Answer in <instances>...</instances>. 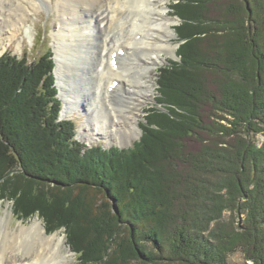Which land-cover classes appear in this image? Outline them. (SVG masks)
Listing matches in <instances>:
<instances>
[{"label": "trees", "instance_id": "trees-1", "mask_svg": "<svg viewBox=\"0 0 264 264\" xmlns=\"http://www.w3.org/2000/svg\"><path fill=\"white\" fill-rule=\"evenodd\" d=\"M174 9L184 43L131 149L75 139L51 52H0V200L64 228L77 264H264V0ZM90 193L117 211L98 214Z\"/></svg>", "mask_w": 264, "mask_h": 264}, {"label": "bare ground", "instance_id": "bare-ground-1", "mask_svg": "<svg viewBox=\"0 0 264 264\" xmlns=\"http://www.w3.org/2000/svg\"><path fill=\"white\" fill-rule=\"evenodd\" d=\"M137 1H144L147 5L142 10L140 6L134 7L141 11L132 13V34L129 36L127 33L122 39L117 35L125 28L121 22L126 18H123L121 10L131 8L124 0H0V41L16 38L25 29L28 13L52 7L62 29L56 37L55 75L62 77L69 72L71 78H86L89 86L86 92L93 97L88 111L94 107L98 113V117L90 113L87 119L89 127L96 132L95 136L107 137L109 128H119L126 137H136L139 129L134 115L137 105L150 99V73L155 70L160 53H173L175 50L169 42L164 45V40L156 37L159 34L168 41V37L173 36V20L165 14L168 0H158L160 8L153 7L151 0ZM67 61L70 62L69 71H66ZM119 87L123 89V105L122 111L116 113L114 101L116 93L120 95L116 92ZM72 89L64 95L61 90L64 102L62 116L82 101L81 92L75 87ZM112 92L113 96L110 95ZM103 102L117 124L106 113L101 115ZM88 138L89 141L93 139ZM119 139L131 142L130 138ZM62 245L58 235L47 236L44 233L38 220L28 227L9 230L4 218L0 217V264H62L67 260L66 256L60 255ZM56 247L58 253L54 250Z\"/></svg>", "mask_w": 264, "mask_h": 264}, {"label": "rangeland", "instance_id": "rangeland-1", "mask_svg": "<svg viewBox=\"0 0 264 264\" xmlns=\"http://www.w3.org/2000/svg\"><path fill=\"white\" fill-rule=\"evenodd\" d=\"M124 1L126 5L131 6V8H122L121 10V14L123 15V18H126L125 20H122L121 22L125 24V28L123 30L118 31L117 35L122 39L126 37L127 33L129 34V36L132 34V30L130 29V26L133 23V18H134L132 13L141 11L147 5V3H145L144 1H140V2L137 0H124ZM151 1H152L151 4L153 7H157V8L162 7L161 4L157 2L158 0H151ZM179 1L180 0H168L166 2L167 11L165 12V14L167 15V17L173 20V24L171 25L173 36L168 37V41L165 40V37H161L159 34H156V37L159 39H163L164 45L169 42L171 47L174 48L175 50L173 53L171 52L160 53V55L158 56L159 61L156 64V68L153 72L150 73L151 79L148 83L150 85V88L152 89V93L150 94V99L146 101H142L140 105H137V112H135V115H134L135 117L134 121L136 122V126H138V129H139V133L137 132L138 134L136 135V137H132V135H130L129 137H126L127 135L121 132L119 128H109V134L107 137L95 136L94 134L96 132L89 127V124L87 123V119L90 113L91 114L93 113V116L95 117H98V113L94 109V107H92L91 110L88 111V105L92 103L93 97L91 96L90 92L88 91L86 92V89L88 90L89 88V86H87L86 78H83V79L79 78L78 80L71 78L68 74L69 72H65L63 76L60 77L57 74V70H56L57 76L55 75V77L54 76L53 77H54V83L56 81V84L59 89L61 111L64 109V102L61 96L62 94L61 90L63 91V95H64L68 93L69 91L72 92L73 90L72 88L75 87L79 91V93L81 92L83 96L82 101L79 106L77 107L74 106V108L66 116H62L61 114V117L62 119H70L71 121H73L74 126H75V139L78 142L82 143L86 148L100 146L102 148L108 149L110 147L115 146L119 149H129V148L131 149L133 145L138 142L141 136V133H142L140 128L145 124L144 117L146 115V112L149 108H151L152 106H155L156 104L157 80L160 74V70L164 66L172 65L173 61L174 62L178 61L177 51L179 50L180 46L184 43V41L179 39L178 34H177V28L180 26L181 20L179 19V17L176 15V12L174 11L175 10L174 6ZM216 1H218V3L222 5L224 3H233L236 0L234 1L233 0H216ZM249 2H251V0H249ZM135 6H140L141 10L135 9L134 8ZM209 10L211 11V14L215 13L214 7L213 8L211 7ZM257 10L260 11V8H258ZM216 15L219 16L220 14L217 13ZM246 26H247V23L245 24V27ZM99 27L101 28V26ZM5 31L8 32V30L6 29ZM61 32H62L61 25L60 23H58L56 13L53 11V8L52 7H49V8L42 7L36 12L28 13L27 23L25 24V29L20 31V33L17 35L16 38H14L12 41H9V39L0 41V52L10 53L11 55L16 56L17 58L24 57L28 61H32L46 54L47 52H51L52 56L54 52L55 57H56V52H55L56 37ZM262 35H263V31L261 32V36ZM115 36H116V33L112 35V38ZM244 42L247 44V41H244ZM69 68H70V62L67 61L66 71H69ZM90 69L92 70L91 66H90ZM120 74H121V71H120ZM60 81L62 82L60 83ZM90 91L92 92V90ZM116 92L120 94V95H117L116 93V100L114 101V103H116V113H119L120 111H122L121 106L123 105L122 103L123 89L119 87L116 89ZM110 95L113 96L114 95L113 92ZM103 99H105V97ZM107 108L108 107H106L103 102V108L100 111L101 115L106 113L109 117L113 118V115L110 113V110ZM101 118L99 120H102ZM114 123H116L115 120H114ZM221 123L227 126V123H225L224 121H221ZM88 136L93 138L92 141H89ZM119 137L120 138L124 137L125 140L130 138L131 142H127L125 140H124L125 142L123 141L121 142ZM104 138L107 139L108 141L105 140ZM254 141L256 142L257 147H260V145L264 141V137H262L260 134H256L254 137ZM86 196L88 198H91V202L93 203V206H95L94 209L96 210L98 214H101L104 211H109V213H112L113 211L114 212L117 211V205L115 204V202L113 203L109 199L107 200L106 197H103L97 193L96 194L90 193ZM228 216H229V212L223 213V219H227ZM0 217L4 218L5 222L7 223V228L9 230H17L20 226L28 227V225L32 224L34 221L36 220L40 221L44 228V233L47 236H53L54 234H56L62 239L63 245L60 248V251H61L60 255L67 257L66 258L67 260L62 264H77V255L69 246L64 228H59L58 230H55L52 233H50L49 231L45 230L43 219L38 214H34L33 216L27 219L20 218L19 216H14L12 203L6 200H0ZM240 218H241V221H243L244 215L241 214ZM241 221L239 220L240 223ZM54 250L57 251L58 253L57 247L54 248ZM20 259L21 258H19V260ZM228 263L229 264H244L243 255L240 252H235L229 255ZM247 263L250 264V262H247Z\"/></svg>", "mask_w": 264, "mask_h": 264}, {"label": "water", "instance_id": "water-1", "mask_svg": "<svg viewBox=\"0 0 264 264\" xmlns=\"http://www.w3.org/2000/svg\"><path fill=\"white\" fill-rule=\"evenodd\" d=\"M52 60H53V63H54V68H53V71H52V74H53V76L55 77V69H56V59H55V53L53 52V56H52ZM55 87L57 88V98L60 100V98H59V89H58V86H57V84H56V81H55ZM59 119L61 120L62 119V117H61V111H60V114H59Z\"/></svg>", "mask_w": 264, "mask_h": 264}]
</instances>
